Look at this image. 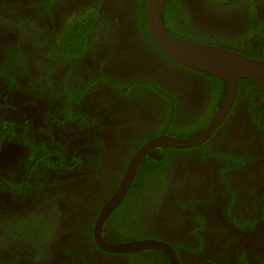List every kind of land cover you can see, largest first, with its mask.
<instances>
[{"label": "flooded vegetation", "instance_id": "flooded-vegetation-1", "mask_svg": "<svg viewBox=\"0 0 264 264\" xmlns=\"http://www.w3.org/2000/svg\"><path fill=\"white\" fill-rule=\"evenodd\" d=\"M176 4L202 38L264 28V0ZM138 6L0 0V264H173L164 248H104L96 223L133 155L164 133H201L225 93L165 54ZM89 19L84 47L67 49ZM249 83L201 144L142 156L103 240L159 239L178 264H264V111ZM203 117L200 132L174 130Z\"/></svg>", "mask_w": 264, "mask_h": 264}, {"label": "water", "instance_id": "water-1", "mask_svg": "<svg viewBox=\"0 0 264 264\" xmlns=\"http://www.w3.org/2000/svg\"><path fill=\"white\" fill-rule=\"evenodd\" d=\"M167 0H145V17L148 30L160 49L175 61L226 81V91L218 111L207 127L196 136H175L167 133L148 140L132 157L119 187L103 206L96 223L95 235L100 245L109 250H135L141 248H164L178 264L173 248L155 238H138L126 242L111 243L101 236L102 223L113 207L121 200L129 188L137 166L146 152L156 154L155 144L191 146L201 144L217 128L231 109L238 91V81L242 77L253 78L264 97V57L248 55L244 52L216 43L176 34L166 26L163 11Z\"/></svg>", "mask_w": 264, "mask_h": 264}, {"label": "trees", "instance_id": "trees-1", "mask_svg": "<svg viewBox=\"0 0 264 264\" xmlns=\"http://www.w3.org/2000/svg\"><path fill=\"white\" fill-rule=\"evenodd\" d=\"M178 1L179 0H167L165 7H164V11H163V18H164L165 24L169 28V30H171L172 32L176 34L184 35L187 37L216 43V44H219L225 47H229V48L244 52L248 55H252L256 57H264V28H262L261 26L253 27L247 32L236 35V36H220L218 38L211 36L209 38H202L200 37V33L196 31L195 29H193L192 27H190L189 29V27L182 26L180 17L181 15H183L184 17H187V16L182 12V10L180 9V6L178 7V5L176 4ZM220 1H225V0H220ZM138 8L142 14V17L145 18V14H144L145 0H140V6H138ZM90 22H92L91 19H89L86 22H84L83 20V31H81L80 28H76V26L74 25L71 29L72 32L69 31L66 34L65 36L66 39H69L68 41H66L67 49L73 51L77 48L80 51L82 48V43L84 47L85 39L90 33V30H89ZM146 29H148L147 24H146ZM148 35H150V33ZM209 75L216 80L217 82L216 84L218 85L217 87H219V92L217 93V97L218 99H221L226 90V81L215 75H211V74ZM248 80L250 81L249 85L251 86V89H252L251 95L259 98L260 107L258 108L264 111V99H261L263 98V96L261 94V90L259 86L257 85V82L253 78L242 77V78H239L238 85L241 86V84H243L244 82ZM209 120H210V117H203L201 118L200 121L195 122V124H192L190 126H185V127L183 126V127H180L174 130H178V133L181 135H193V133H195V130H199L198 132L202 131L203 127ZM171 132L173 131L171 130ZM161 163L162 161H159V160L151 161L150 171L154 174L157 171ZM150 176L146 177V184L148 181L153 180V175H150ZM142 186H143V183L141 184L139 188H142ZM140 254H141L140 256L143 258L146 256V252H141Z\"/></svg>", "mask_w": 264, "mask_h": 264}, {"label": "rangeland", "instance_id": "rangeland-1", "mask_svg": "<svg viewBox=\"0 0 264 264\" xmlns=\"http://www.w3.org/2000/svg\"><path fill=\"white\" fill-rule=\"evenodd\" d=\"M72 17H74V15H73ZM75 17H76V16H75ZM75 17H74V18H75ZM74 18H73V19H74Z\"/></svg>", "mask_w": 264, "mask_h": 264}]
</instances>
